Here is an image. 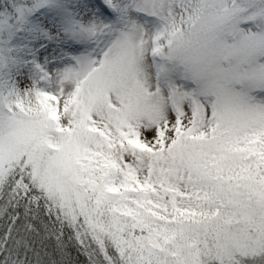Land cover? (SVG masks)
<instances>
[{"label":"snow or ice","instance_id":"6c2138e0","mask_svg":"<svg viewBox=\"0 0 264 264\" xmlns=\"http://www.w3.org/2000/svg\"><path fill=\"white\" fill-rule=\"evenodd\" d=\"M0 264H264V0H0Z\"/></svg>","mask_w":264,"mask_h":264}]
</instances>
